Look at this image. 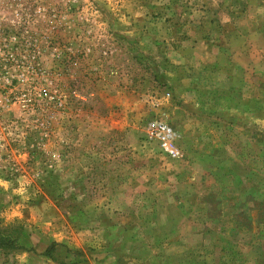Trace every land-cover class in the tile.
I'll use <instances>...</instances> for the list:
<instances>
[{
	"label": "rangeland",
	"instance_id": "obj_1",
	"mask_svg": "<svg viewBox=\"0 0 264 264\" xmlns=\"http://www.w3.org/2000/svg\"><path fill=\"white\" fill-rule=\"evenodd\" d=\"M0 264H264V0H0Z\"/></svg>",
	"mask_w": 264,
	"mask_h": 264
},
{
	"label": "built area",
	"instance_id": "obj_2",
	"mask_svg": "<svg viewBox=\"0 0 264 264\" xmlns=\"http://www.w3.org/2000/svg\"><path fill=\"white\" fill-rule=\"evenodd\" d=\"M148 133L151 138L157 140L162 152L169 158L179 160L183 152L179 144V133L166 120L155 119L150 122Z\"/></svg>",
	"mask_w": 264,
	"mask_h": 264
}]
</instances>
